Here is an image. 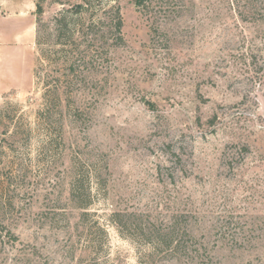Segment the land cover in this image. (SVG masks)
Masks as SVG:
<instances>
[{
    "label": "rangeland",
    "instance_id": "obj_1",
    "mask_svg": "<svg viewBox=\"0 0 264 264\" xmlns=\"http://www.w3.org/2000/svg\"><path fill=\"white\" fill-rule=\"evenodd\" d=\"M35 2L0 0V264H138L114 212L177 215L201 247L139 264H264V0H119L121 38L38 81Z\"/></svg>",
    "mask_w": 264,
    "mask_h": 264
},
{
    "label": "trees",
    "instance_id": "obj_2",
    "mask_svg": "<svg viewBox=\"0 0 264 264\" xmlns=\"http://www.w3.org/2000/svg\"><path fill=\"white\" fill-rule=\"evenodd\" d=\"M44 1L36 0L34 11L37 25L35 43L38 48L39 59V63L34 69V76L37 81L41 77V71L47 70L46 68L60 71L65 76L75 75L76 67H78L77 54L79 53L78 47H75L81 42L100 41L105 33L104 27L111 28L115 35L121 38L123 18L119 0H113L111 3H107L108 0H83L81 5L73 4L57 11L50 24L43 20ZM155 1L157 0H132L136 7L146 8L150 5L154 8L153 3ZM248 3L250 6H247L245 12H238L244 20L248 15L256 12L254 4L251 1ZM42 84L44 86L43 96L47 101L49 91L47 87H50V82L47 81ZM52 88L53 107L60 115V86L53 84ZM144 103L150 108L154 107L149 100H144ZM52 111L50 107V112ZM43 113H46L44 114L45 118H50V113L47 110L40 112V114ZM74 188L75 183L72 182L70 190L73 191ZM134 216H125L120 212H114L112 220L116 223L122 238L134 245L143 241L142 258L149 259L156 248L161 249L162 253L183 254L191 259L199 257L201 247L196 244L197 238L186 219H179L177 215H174L168 220H147L148 222L144 223L142 219ZM234 236L236 237L235 233L232 234V239ZM142 258L138 260V264L145 263L141 262Z\"/></svg>",
    "mask_w": 264,
    "mask_h": 264
}]
</instances>
